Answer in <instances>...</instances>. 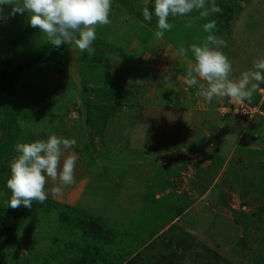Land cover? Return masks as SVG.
<instances>
[{
  "label": "rangeland",
  "instance_id": "374dc122",
  "mask_svg": "<svg viewBox=\"0 0 264 264\" xmlns=\"http://www.w3.org/2000/svg\"><path fill=\"white\" fill-rule=\"evenodd\" d=\"M224 1L231 27L222 10L194 11L157 39L151 0H112L91 55L52 45L27 12L0 22V80L17 72L0 142L6 108L18 125L0 161V264H264V94L246 101L254 114L207 102L186 83L194 54L179 51L215 21L231 79L264 57V0ZM51 135L77 141L74 183L54 193L49 179L44 202L10 207L17 143Z\"/></svg>",
  "mask_w": 264,
  "mask_h": 264
},
{
  "label": "clouds",
  "instance_id": "9594fccd",
  "mask_svg": "<svg viewBox=\"0 0 264 264\" xmlns=\"http://www.w3.org/2000/svg\"><path fill=\"white\" fill-rule=\"evenodd\" d=\"M11 11H6L7 9ZM112 0H0V22H7L17 14L27 12L28 23L34 29L46 33L55 47L74 45L80 51L93 54L96 40V26L111 23ZM194 11L202 18L219 13L220 7L209 0H151L146 2L142 15L145 21L157 18L155 36L162 39L172 24L169 17L187 16ZM215 21L203 26L208 36L203 44H192L190 49L181 47L182 55L190 50L194 54L195 66L188 72L189 87L199 85L198 94L211 103L215 98L228 97L234 104L249 101L256 92L264 94V57L254 61L250 70L241 73L238 79H231L232 61L221 50L225 42L214 34ZM206 81L204 87L200 81ZM75 138L51 135L46 140L37 139L17 143V158L10 162V177L7 188L11 191L9 206L31 208L33 201L44 202L48 198V180L59 181L51 191L60 193L62 188L74 183V171L78 156L65 153L76 146ZM186 264L190 262L186 261Z\"/></svg>",
  "mask_w": 264,
  "mask_h": 264
},
{
  "label": "trees",
  "instance_id": "16d2710c",
  "mask_svg": "<svg viewBox=\"0 0 264 264\" xmlns=\"http://www.w3.org/2000/svg\"><path fill=\"white\" fill-rule=\"evenodd\" d=\"M219 7L220 9L223 11V13L225 14V17H226V20H225V24L227 25V27H229V23L227 22V14L230 12L229 8L228 7V4L227 2H225L224 0H221L219 1ZM220 17H218L219 19ZM219 23H221L220 19L218 20ZM231 27V26H230ZM16 76H17V72L14 70V72H7V71H4L3 74H2V78L0 80V96H2L3 93L5 94H8L11 96L12 95V92H14V81L16 79ZM257 105H254L253 107H255ZM5 128L7 129V133L9 132L11 135H10V138L11 139H6L7 137H5V139H3V141L0 142V161L3 157H5L7 151L10 150V146H11V143L12 141L14 140V134L17 133V128H18V125H17V121L14 117V113H12L8 108H6L5 110V114H4V125ZM8 133V134H9ZM124 264H129V262L127 261L126 263ZM227 264H234V263H231V262H227Z\"/></svg>",
  "mask_w": 264,
  "mask_h": 264
},
{
  "label": "built area",
  "instance_id": "2783aa9c",
  "mask_svg": "<svg viewBox=\"0 0 264 264\" xmlns=\"http://www.w3.org/2000/svg\"><path fill=\"white\" fill-rule=\"evenodd\" d=\"M229 106H232V108H228V110H233V109H236V110H238V111H241L242 113L243 112H245V113H247V114H249V113H256L258 110H257V107H252V106H250L248 103H246V102H244L243 104H234L230 99H229ZM224 107V106H223ZM235 107V108H234ZM224 110L226 109V107L225 108H223ZM260 113H262L261 111H260Z\"/></svg>",
  "mask_w": 264,
  "mask_h": 264
}]
</instances>
